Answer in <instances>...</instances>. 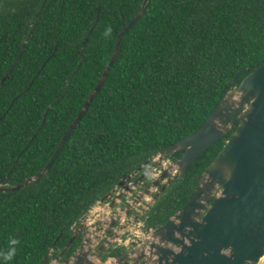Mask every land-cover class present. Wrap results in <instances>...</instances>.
Segmentation results:
<instances>
[{
	"label": "trees",
	"instance_id": "1",
	"mask_svg": "<svg viewBox=\"0 0 264 264\" xmlns=\"http://www.w3.org/2000/svg\"><path fill=\"white\" fill-rule=\"evenodd\" d=\"M3 2L0 82L25 51L0 86V264L60 253L91 201L144 156L195 133L238 71L247 68L241 80L264 63V0H149L51 169L7 191L44 170L145 0ZM236 129L190 166L173 205Z\"/></svg>",
	"mask_w": 264,
	"mask_h": 264
},
{
	"label": "water",
	"instance_id": "2",
	"mask_svg": "<svg viewBox=\"0 0 264 264\" xmlns=\"http://www.w3.org/2000/svg\"><path fill=\"white\" fill-rule=\"evenodd\" d=\"M148 2L145 0L141 9L118 34L114 54L99 83L68 127L44 170L19 185L3 190H19L51 169L74 128L103 87L119 56L123 37L142 17ZM24 51L25 44L0 86ZM246 70L238 71L227 93L195 133L163 150L167 155L185 149L173 165L184 173L206 150L238 125L203 171L188 202L167 223L156 229L158 242L149 249L152 260L134 264H264V63L254 67L240 80ZM229 92L242 101L240 108L233 109L231 98L225 99ZM76 240V235L71 237L67 248ZM89 241L83 237L72 256L62 264H97L89 258L92 250L88 246ZM174 249H179V253ZM49 257L50 253L43 264L48 263Z\"/></svg>",
	"mask_w": 264,
	"mask_h": 264
},
{
	"label": "flooded vegetation",
	"instance_id": "3",
	"mask_svg": "<svg viewBox=\"0 0 264 264\" xmlns=\"http://www.w3.org/2000/svg\"><path fill=\"white\" fill-rule=\"evenodd\" d=\"M3 1L5 0H0V9ZM163 150L159 151V163L162 167L158 169V175L154 179H148L139 166L122 177L103 194L91 228L85 232L78 225L73 226L72 237L76 235L77 240L67 248L69 240L58 251L60 253L54 256L51 250L47 264L65 262L72 256L83 237L90 240L88 246L92 250L89 258L97 264H134L152 260L149 249L158 242L156 229L184 207L202 176L201 174L187 200L183 203L176 202L178 206L173 205L171 202L183 187L184 174L190 167L184 173L173 168L174 162L184 154L185 149L167 155Z\"/></svg>",
	"mask_w": 264,
	"mask_h": 264
},
{
	"label": "clouds",
	"instance_id": "4",
	"mask_svg": "<svg viewBox=\"0 0 264 264\" xmlns=\"http://www.w3.org/2000/svg\"><path fill=\"white\" fill-rule=\"evenodd\" d=\"M112 29L111 27L106 28L103 35L105 38L109 37L111 35ZM240 90L244 92L241 87ZM231 98V103L233 106V109L240 108L241 100L239 97H237L234 93L229 92L225 99ZM160 161V154L159 150H154L152 153L144 156L142 160L139 161L138 166L141 168L142 172L146 175L148 179H154L158 175V169L162 167V164L159 163ZM230 175V173L228 174ZM103 198V194L98 196L95 200L91 201L86 208H84L80 214V216L77 218V220L74 222V226H79L83 231L87 232L92 224L95 222L96 218V210L97 206L100 204L101 200ZM12 243H16V241H12ZM177 253H179V249H174ZM15 253V249H13L11 252L4 255V259L8 260L11 259L12 256ZM221 254H223V249H221Z\"/></svg>",
	"mask_w": 264,
	"mask_h": 264
}]
</instances>
